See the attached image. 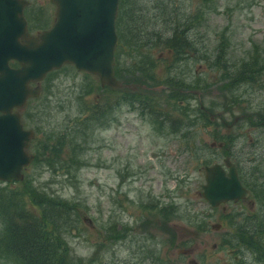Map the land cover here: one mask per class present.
Returning a JSON list of instances; mask_svg holds the SVG:
<instances>
[{
	"label": "rangeland",
	"instance_id": "obj_1",
	"mask_svg": "<svg viewBox=\"0 0 264 264\" xmlns=\"http://www.w3.org/2000/svg\"><path fill=\"white\" fill-rule=\"evenodd\" d=\"M29 1L26 15L31 30L39 31L50 25L55 15L52 2ZM209 1L183 0L182 7V11L202 14L205 26L200 27V32H204L206 45H213L221 36L229 37L234 45L230 58L236 59L246 55L253 44L264 43V0H213L214 7L202 6ZM155 55L161 52L157 50ZM197 64L189 62L188 67L195 68ZM199 65L211 83L207 89L196 90L200 93L186 95L184 103L187 109L196 108L195 112L198 107L209 108L210 112L203 114L210 122L202 121V126L192 130L182 127L181 121L168 122L164 113L173 114L175 106L163 101H159L157 111H150L139 101L115 105L105 126L95 128L84 142L78 140V144L73 142L60 150L61 161L70 155L80 157L79 168L69 170L60 167L55 160L58 155L52 158L50 145L58 148L52 132L84 126L80 119L85 116V100L93 103L98 99L103 104L108 103L106 98L116 101L118 97L116 92L103 90L97 75L78 70L71 63L51 70L40 81L39 95L28 99L21 108L25 125L34 130L29 150L35 157L21 180H0V193L31 186L48 197L76 201L80 213L77 227L69 225L66 236L73 251L88 259L93 256L94 264L252 262L248 249L233 250L229 245L235 226L229 220H235L237 211L248 213L257 209L258 202L246 197L241 203L230 201L213 207L203 198L201 183L204 166L222 162L230 150L229 138L234 135L238 134L232 142L234 158H231L241 160L238 166L242 170L251 168L245 160L253 155L258 160L264 158V128L249 123L243 115L245 110L264 108V82L260 85L242 82L224 90L220 87L222 81L211 80L214 77L218 80L220 70L213 67L209 70L206 62ZM162 66L161 62L159 72ZM132 84L135 88L131 89H136L139 83ZM159 88L150 86L145 91L139 88L134 94L147 99V95L165 92ZM236 95L240 101L230 103ZM225 98L232 106L228 111L221 106ZM171 124H175L176 130L170 128ZM185 130L191 131L193 141L188 149L181 144L184 145ZM226 136L228 139L223 138ZM257 136L263 144L254 147ZM49 159L54 164L48 163ZM32 204L29 196L27 206ZM1 222L0 235L4 226ZM217 223L218 227L212 226ZM110 225H114L111 237L105 230ZM0 264L13 263L3 255Z\"/></svg>",
	"mask_w": 264,
	"mask_h": 264
},
{
	"label": "trees",
	"instance_id": "obj_2",
	"mask_svg": "<svg viewBox=\"0 0 264 264\" xmlns=\"http://www.w3.org/2000/svg\"><path fill=\"white\" fill-rule=\"evenodd\" d=\"M206 5L214 7L213 0L202 4V6ZM182 7L183 0H119L115 21L117 31L114 52L115 74L123 83L139 84L136 89L104 85L103 90L116 92L118 97L116 101L106 98L108 103L101 104L98 99L93 103L85 100L83 102L87 104L83 110L85 116L80 119L84 122V126L78 129L75 125L67 127L66 130L52 132V135L56 137L55 144L58 148L50 145V152L53 154L52 158L58 155L55 160L60 162L63 170L79 168L81 161L80 157L73 155L61 161L60 150L63 147H69L73 142L78 144V140L84 142L95 128L105 126L112 118L115 105L121 106L124 103L139 101L144 106L147 105L150 111H157L156 107L161 103L159 101H163L175 106L173 114L164 113V118L169 119L168 122L181 121L182 127H191V130L192 127L196 129L202 126V121L210 122L203 114L209 113V108L198 107L195 112L196 108L192 109L193 111L187 109L184 103V99L188 97L186 95L193 96L200 93L201 91L196 90L207 89V85L211 83L208 82L207 74L202 72L200 62H206L209 70L211 67L220 70L218 80L215 77L211 80L222 81L220 87L224 90H229L233 85L242 82L253 85L264 82L262 80L264 43L253 44L251 50L245 53L246 55L231 59L234 45L230 42V38L223 39L221 36L213 45H206L204 32H200L202 31L200 27L205 26L203 18L200 17L202 14L191 10L182 11ZM157 50L164 55L161 59V55H155ZM125 57H128V60ZM161 62L163 69L159 72L157 68ZM189 62H197V67L189 68ZM141 84L147 85V88L161 86L165 92L154 93L155 96L147 95L148 98L144 99L145 96L140 97L134 94L139 88L145 91L146 87ZM110 92L108 94L113 96ZM239 97L236 95L234 99L232 96L230 103H238ZM228 102L225 98L224 103L221 104L226 111L232 107L228 105ZM243 115L249 123L264 128V108H256L251 112L245 110ZM160 125L162 127V124ZM174 125L171 124L170 128L172 126L176 130ZM259 131L262 134V130L259 129ZM190 133L185 130L184 145L181 142L186 149L193 142ZM237 135L229 138L231 144L227 155L230 158L233 157L232 142ZM259 137L253 140L254 147H257V144L259 146L263 144L259 141ZM223 138L228 139L227 136ZM263 160L264 158L258 160L253 155L251 159L245 160L249 161L251 166L245 171L240 168V165L238 166L241 160H234L241 181L249 189L248 197L259 204L257 209L248 213L243 210L235 212L236 221L229 220L230 223L235 224L229 245L232 249L246 248L253 257L252 262L236 260L239 263L251 264L258 261L264 263ZM47 162L54 164L51 159ZM6 193L8 194L0 193V221L4 225L0 235V258L4 255L13 264H94L93 256L88 259L77 255L66 236L69 225L77 227L80 213L76 201L48 197L34 191L31 186L21 191L10 189V193ZM29 196L33 201L31 207L27 206ZM240 200H234V202L241 203ZM105 230L111 237L114 225L106 226Z\"/></svg>",
	"mask_w": 264,
	"mask_h": 264
},
{
	"label": "water",
	"instance_id": "obj_3",
	"mask_svg": "<svg viewBox=\"0 0 264 264\" xmlns=\"http://www.w3.org/2000/svg\"><path fill=\"white\" fill-rule=\"evenodd\" d=\"M56 18L37 35L27 28L24 7L28 0H0V179L23 177L22 168L32 160L28 144L33 134L21 122L28 96L38 95L45 74L64 63L98 75L102 84L123 85L114 74L117 40L115 18L119 0H52ZM17 60L11 66L9 59ZM134 86L133 84H127ZM204 166L202 196L211 206L246 198L248 188L228 157ZM215 224L214 226H217Z\"/></svg>",
	"mask_w": 264,
	"mask_h": 264
},
{
	"label": "flooded vegetation",
	"instance_id": "obj_4",
	"mask_svg": "<svg viewBox=\"0 0 264 264\" xmlns=\"http://www.w3.org/2000/svg\"><path fill=\"white\" fill-rule=\"evenodd\" d=\"M54 11H55V7H54ZM54 17H55V15H54ZM54 17H53V21H54ZM53 21H52V22H53ZM33 32H34V31H33ZM34 33L36 34V33H38V31H35ZM13 109H15V107H14ZM216 227H218V226H216ZM231 250H232V249H231Z\"/></svg>",
	"mask_w": 264,
	"mask_h": 264
},
{
	"label": "bare ground",
	"instance_id": "obj_5",
	"mask_svg": "<svg viewBox=\"0 0 264 264\" xmlns=\"http://www.w3.org/2000/svg\"><path fill=\"white\" fill-rule=\"evenodd\" d=\"M186 34V33H185ZM188 34V33H187Z\"/></svg>",
	"mask_w": 264,
	"mask_h": 264
}]
</instances>
